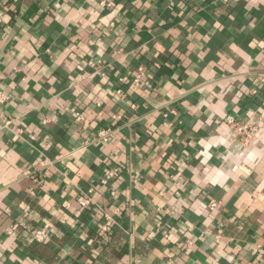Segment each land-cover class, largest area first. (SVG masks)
Wrapping results in <instances>:
<instances>
[{
    "label": "crops",
    "instance_id": "crops-1",
    "mask_svg": "<svg viewBox=\"0 0 264 264\" xmlns=\"http://www.w3.org/2000/svg\"><path fill=\"white\" fill-rule=\"evenodd\" d=\"M263 78L264 0H0V264H264Z\"/></svg>",
    "mask_w": 264,
    "mask_h": 264
},
{
    "label": "built area",
    "instance_id": "built-area-1",
    "mask_svg": "<svg viewBox=\"0 0 264 264\" xmlns=\"http://www.w3.org/2000/svg\"><path fill=\"white\" fill-rule=\"evenodd\" d=\"M141 75H142V70L140 69L139 72L137 73L134 84L135 86H139L141 83ZM262 82H264V78L262 79ZM117 93L122 94L121 90H118ZM253 93H256V91L253 90ZM7 96L2 92L1 87H0V107L4 105L7 101ZM76 119L78 121L83 120V116L80 113H76ZM224 121L228 125L230 131L236 135L242 142L244 146H249L253 144L254 137L257 135V133L260 131L262 127H264V119L261 117H252L249 118L246 121H238L232 116H227ZM106 136L105 133H101V137L104 138ZM243 172L248 174L245 170L244 167H240ZM117 170H111L108 171L106 174L105 179L103 180V183H108V181L116 175ZM91 199L88 195H85V197L80 201V205L83 208H87L90 205ZM112 225V220L111 217L108 215L104 216V221L101 224V230L103 232L108 231L110 226ZM33 239L36 242H44L49 239V232L46 229H37L33 232Z\"/></svg>",
    "mask_w": 264,
    "mask_h": 264
}]
</instances>
